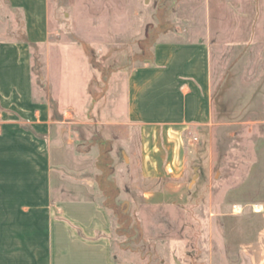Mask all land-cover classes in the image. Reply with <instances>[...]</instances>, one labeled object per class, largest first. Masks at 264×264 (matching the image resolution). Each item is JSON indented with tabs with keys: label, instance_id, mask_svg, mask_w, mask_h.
<instances>
[{
	"label": "rangeland",
	"instance_id": "obj_1",
	"mask_svg": "<svg viewBox=\"0 0 264 264\" xmlns=\"http://www.w3.org/2000/svg\"><path fill=\"white\" fill-rule=\"evenodd\" d=\"M49 28L32 58L36 98L57 120L59 191L67 175L108 173L101 112L119 95L125 113L127 77L157 43L209 44L217 111L190 141L189 196L148 201L158 183L139 167L128 181L120 160L118 190L103 199L112 253L122 264H264V0H50Z\"/></svg>",
	"mask_w": 264,
	"mask_h": 264
},
{
	"label": "crops",
	"instance_id": "obj_2",
	"mask_svg": "<svg viewBox=\"0 0 264 264\" xmlns=\"http://www.w3.org/2000/svg\"><path fill=\"white\" fill-rule=\"evenodd\" d=\"M49 25L50 0H0V264H122L112 253L103 199L118 190L122 159L128 181L139 167L158 183L143 191L148 201L188 198L190 141L212 127L215 112L210 46L157 43L152 60L127 77L125 113L119 95L109 98L114 108L101 112L99 158L109 175H67L59 191L57 120L50 103L36 98L32 58V47L48 40Z\"/></svg>",
	"mask_w": 264,
	"mask_h": 264
},
{
	"label": "trees",
	"instance_id": "obj_3",
	"mask_svg": "<svg viewBox=\"0 0 264 264\" xmlns=\"http://www.w3.org/2000/svg\"><path fill=\"white\" fill-rule=\"evenodd\" d=\"M213 106H214V110L217 111V102L214 96H213Z\"/></svg>",
	"mask_w": 264,
	"mask_h": 264
}]
</instances>
